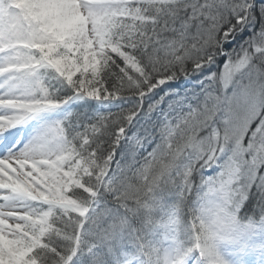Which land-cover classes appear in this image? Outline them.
Instances as JSON below:
<instances>
[{"label": "snow or ice", "instance_id": "6c2138e0", "mask_svg": "<svg viewBox=\"0 0 264 264\" xmlns=\"http://www.w3.org/2000/svg\"><path fill=\"white\" fill-rule=\"evenodd\" d=\"M0 264H264V0H0Z\"/></svg>", "mask_w": 264, "mask_h": 264}]
</instances>
